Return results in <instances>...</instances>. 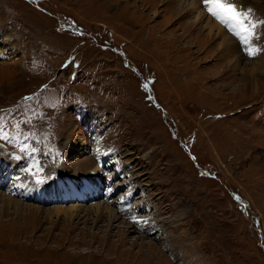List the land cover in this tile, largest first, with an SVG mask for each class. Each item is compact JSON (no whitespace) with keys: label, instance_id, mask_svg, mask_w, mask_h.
I'll use <instances>...</instances> for the list:
<instances>
[{"label":"rangeland","instance_id":"1","mask_svg":"<svg viewBox=\"0 0 264 264\" xmlns=\"http://www.w3.org/2000/svg\"><path fill=\"white\" fill-rule=\"evenodd\" d=\"M128 1L0 0V264H264L260 57L227 62L203 0ZM218 23L264 55V23L247 43Z\"/></svg>","mask_w":264,"mask_h":264},{"label":"bare ground","instance_id":"2","mask_svg":"<svg viewBox=\"0 0 264 264\" xmlns=\"http://www.w3.org/2000/svg\"><path fill=\"white\" fill-rule=\"evenodd\" d=\"M158 1L159 2H162V0H149L148 2H145V1H143V4H145V5H141L142 6V8H143V10L145 9H152V8H150L153 4L155 5V6H157L158 5ZM180 2H181V0H179ZM119 2L121 3V4H123L125 7H127L128 6V4L127 3H130L128 0H119ZM134 2H137V3H140L138 0L136 1H134ZM229 2H230V0H229ZM147 3H148V5H147ZM165 3H167L168 5H170V6H173V4L174 5H176L175 4V1L174 0H166L165 1ZM164 3V4H165ZM147 5V6H146ZM193 4H192V2H191V5L190 6H192ZM131 6V5H130ZM195 5H193V7H194ZM189 10V9H188ZM204 12V11H203ZM187 13V12H186ZM201 12H198V14H197V17L195 18V21L197 22L198 20H199V14H200ZM155 14V13H154ZM157 14V13H156ZM156 16V15H155ZM183 17V16H182ZM211 17V16H210ZM201 18H202V16H201ZM208 20L210 19V18H207ZM212 19H213V17H212ZM215 20V19H214ZM213 21V20H212ZM218 21L219 20H217V21H215L216 23H210V20L207 22V24L205 25V28H206V30L208 29V37L209 36H211L212 35V33L214 32V31H216V34H214V35H216V37L217 36H219V37H221V39H220V42H219V44H218V49L221 51V56L222 57H224V58H226V60H227V62H229V61H232V63L234 64V65H237V63H238V61H237V57H238V54L237 53H239V52H243V51H247V47H245V49H241V48H238V46L236 45V43H235V40H234V37L232 36L231 38L229 37H226V36H224V33H226V32H223L224 30L219 26V23H218ZM196 22H194V23H196ZM204 26V25H203ZM224 26V25H223ZM201 28H203L202 26H201ZM224 28V27H223ZM191 29V28H190ZM201 30V29H200ZM226 30V29H225ZM188 33V32H187ZM229 33V32H228ZM246 35V34H245ZM228 36H230L229 34H228ZM198 37V36H197ZM253 38V37H252ZM158 40V39H157ZM249 40H250V38H249ZM248 40V41H249ZM160 41V40H159ZM241 42H243V43H245V41H243V40H241ZM259 43V42H258ZM162 44H164V43H162ZM247 46V45H246ZM247 53V52H246ZM251 56H254V57H256V56H259L260 58L259 59H252V60H255V63H253V62H250L251 63V67H252V70H253V72L254 71H259V69H264V55L262 54L261 55V53L259 54L257 51H256V54L255 55H251ZM263 57V58H262ZM224 58H222L223 60H224ZM239 60V59H238ZM231 66V68H232V65H230ZM250 71V70H249ZM261 72V71H260ZM260 72H259V74H260ZM226 73V72H225ZM250 74V73H249ZM252 74V73H251ZM256 76V75H255ZM254 76V77H255ZM257 77V76H256ZM250 78V77H249ZM259 78V77H258ZM240 80V79H239ZM255 81H257V80H254V82ZM246 83V82H245ZM252 87V86H251ZM12 167H13V164L12 163H10V162H8V164H7V167H6V169H5V171H6V176H8L10 173H11V169H12ZM14 169V168H13ZM15 171V170H14ZM56 177H59L58 176V174H57V176ZM12 180V179H11ZM64 180V179H63ZM71 180H73L72 178H71ZM84 180V179H83ZM89 180V179H88ZM9 182V181H8ZM15 182V181H14ZM92 184L93 183H95V182H93V181H90ZM12 183V182H11ZM58 183V184H57ZM50 184H52V185H54L53 187L55 188V186H56V189L57 190H61L62 191V193H58L57 195L58 196H55V194L54 193H52V194H49V197L50 198H52V197H59L60 196V198H63L64 200L65 199H67V196L69 197V195L68 194H63V193H70V189L65 185V184H63V183H61V181H59L58 179L56 180V181H52ZM10 185V184H9ZM43 186V185H42ZM42 186H36L35 188H33V186H31V185H28L25 181H19V182H17V183H15V185H14V187L13 188H15L14 189V191H15V193L16 194H19L20 196H21V198L22 199H31L32 198V200H36V199H44V193H43V189H42ZM11 187V186H10ZM110 186H108V188H109ZM70 188H73L72 190L74 191L75 190V187L73 186V185H71L70 186ZM13 193V192H12ZM74 193V192H73ZM87 193L89 194V192L87 191ZM122 195H123V193H121ZM87 195V194H86ZM13 196H14V193H13ZM18 196V195H17ZM105 197H109V195L108 194H106L105 195ZM1 199H2V201H3V203H5L4 201H6V203L8 204H10V200H8L7 198H3V197H0ZM20 198V199H21ZM8 201V202H7ZM27 201V200H26ZM5 203V204H6ZM50 203V202H49ZM125 203H127V202H123L121 205L123 206ZM18 204V203H17ZM17 204H16V206H17ZM94 205V204H93ZM99 206H101V205H98V204H96L94 207H92V209L93 210H95V211H98L99 209H100V207ZM105 207V208H104ZM18 208H20L19 206H18ZM17 208V209H18ZM67 208V207H66ZM76 208V210H80L78 207H73L72 208V211H75L74 209ZM78 208V209H77ZM69 209H71V208H69ZM102 209H105L108 213H111V214H114L116 217H117V215L115 214V212H114V209H111V206L110 205H107L106 204V206L103 204V208ZM119 210H120V208H118ZM19 210V209H18ZM101 210V209H100ZM125 210V209H124ZM49 211V210H48ZM128 211V210H127ZM127 211H124L125 213H123V214H130L131 212H127ZM130 211V210H129ZM38 212V211H37ZM49 212H51L52 213V211H49ZM123 212V211H122ZM127 212V213H126ZM66 214L67 212L65 211V209L63 208V207H56V208H54L53 209V214H55L56 216L57 215H59V214ZM93 214V213H92ZM71 215V214H70ZM99 215V214H98ZM111 216V215H110ZM112 217V216H111ZM127 223H129V222H127ZM109 235L107 234V237H108ZM107 237H106V240H107ZM120 242L122 243V242H124V239H123V237L122 236H120Z\"/></svg>","mask_w":264,"mask_h":264},{"label":"snow or ice","instance_id":"3","mask_svg":"<svg viewBox=\"0 0 264 264\" xmlns=\"http://www.w3.org/2000/svg\"><path fill=\"white\" fill-rule=\"evenodd\" d=\"M204 6L207 11L217 20L223 22L230 31H232L237 37L241 40L248 42L250 37H255V29L260 23H264V21H257L255 23L251 21L246 22L247 13L238 11L236 6L228 3L227 0H203ZM250 11V10H249ZM246 34V35H245ZM258 51V50H257ZM248 55H255L256 51L252 48L247 49ZM0 138L12 141L16 139L12 137L9 133L5 132L2 128H0ZM21 151H28L27 147L24 145L20 146ZM37 149L32 148L31 152H36ZM36 168V171L33 172L32 169H29V172L35 177V182L37 184L44 183V177H42L41 173L43 172V168L38 167L37 165H33ZM134 223H146V221H139L135 217H133Z\"/></svg>","mask_w":264,"mask_h":264}]
</instances>
